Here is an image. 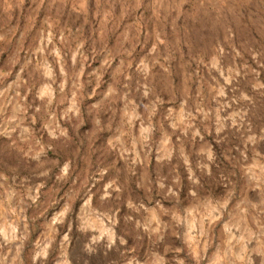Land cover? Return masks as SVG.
<instances>
[{"label": "rangeland", "instance_id": "1", "mask_svg": "<svg viewBox=\"0 0 264 264\" xmlns=\"http://www.w3.org/2000/svg\"><path fill=\"white\" fill-rule=\"evenodd\" d=\"M0 264H264V0H0Z\"/></svg>", "mask_w": 264, "mask_h": 264}]
</instances>
